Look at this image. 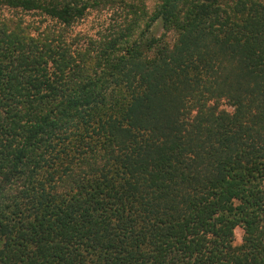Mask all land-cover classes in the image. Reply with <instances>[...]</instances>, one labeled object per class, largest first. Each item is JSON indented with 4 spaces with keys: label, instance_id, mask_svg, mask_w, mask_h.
<instances>
[{
    "label": "trees",
    "instance_id": "trees-1",
    "mask_svg": "<svg viewBox=\"0 0 264 264\" xmlns=\"http://www.w3.org/2000/svg\"><path fill=\"white\" fill-rule=\"evenodd\" d=\"M139 6L0 0V264H264V0Z\"/></svg>",
    "mask_w": 264,
    "mask_h": 264
},
{
    "label": "rangeland",
    "instance_id": "rangeland-1",
    "mask_svg": "<svg viewBox=\"0 0 264 264\" xmlns=\"http://www.w3.org/2000/svg\"><path fill=\"white\" fill-rule=\"evenodd\" d=\"M138 3L145 9L147 12V15L149 16V13H151L154 9V7L158 4L159 0H137ZM139 6V7H141ZM120 15L117 12V14H114V11L112 9H95L88 13V15L77 22L73 27L70 28L68 31L69 40L72 43L73 48H80L85 47L87 45H90L92 41L97 40L101 35L107 34L108 30L110 28L111 24H114V21L116 19H119ZM25 21L29 22H35V24H38L41 22L39 18L37 17H25ZM145 20V19H144ZM143 18L142 20L138 21V27L135 28L133 32V39H136L139 34L142 32L144 27ZM41 30L44 29L45 26L50 25L53 29L55 26L51 21L48 22H41ZM160 24H156L153 27V33L155 35H158L160 33ZM222 107V105H221ZM224 109L231 110L229 106H224ZM260 187L264 191V180L260 182ZM243 238V230L240 226H237L234 230V246H239L242 243Z\"/></svg>",
    "mask_w": 264,
    "mask_h": 264
}]
</instances>
